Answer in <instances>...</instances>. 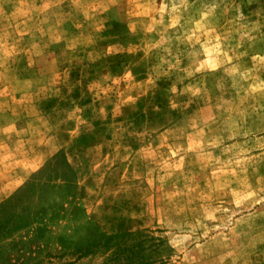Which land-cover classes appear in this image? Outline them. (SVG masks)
<instances>
[{
	"label": "rangeland",
	"instance_id": "rangeland-1",
	"mask_svg": "<svg viewBox=\"0 0 264 264\" xmlns=\"http://www.w3.org/2000/svg\"><path fill=\"white\" fill-rule=\"evenodd\" d=\"M55 157L85 219L30 195L45 222L4 214L0 264H98L60 257L86 221L165 264H264V0H0V204L61 184Z\"/></svg>",
	"mask_w": 264,
	"mask_h": 264
},
{
	"label": "trees",
	"instance_id": "trees-1",
	"mask_svg": "<svg viewBox=\"0 0 264 264\" xmlns=\"http://www.w3.org/2000/svg\"><path fill=\"white\" fill-rule=\"evenodd\" d=\"M48 170L57 169V178L61 184L57 186H49L45 183L47 180L42 178L43 171L39 170L32 174L31 177L20 187L14 195L7 198L0 204V219L4 214H8L9 228L19 230L35 224V219L45 222V218H40L43 210L30 213L28 207H23V200L30 195L34 196L35 202L42 201L44 190L49 188H61L64 192V202L67 208L57 205V217L61 214H68L72 218L81 217L84 220L83 210L79 206L76 197L74 175L64 160L58 161L55 158L47 164ZM50 172V171H49ZM25 202V201H24ZM66 212V213H65ZM6 216V215H5ZM7 219V218H6ZM88 231L76 244L75 249L69 250L63 243H67L64 238H60L61 256L76 255L77 260L82 257H90L100 260L98 264H165V259L161 257L169 252L168 246L163 240L155 239L150 236L148 231L141 230L135 233H127L122 235L107 236L100 232L91 222H84ZM8 231V230H7ZM123 241H132L133 245L125 247ZM128 259L131 261L128 262ZM135 261V262H134ZM62 264H70L65 262Z\"/></svg>",
	"mask_w": 264,
	"mask_h": 264
}]
</instances>
